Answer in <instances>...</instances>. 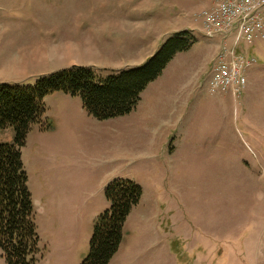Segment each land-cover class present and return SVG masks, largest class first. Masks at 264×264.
<instances>
[{"label":"rangeland","instance_id":"obj_1","mask_svg":"<svg viewBox=\"0 0 264 264\" xmlns=\"http://www.w3.org/2000/svg\"><path fill=\"white\" fill-rule=\"evenodd\" d=\"M140 1L139 7H130L142 9L143 16L132 18L147 19L146 28L149 22L155 26L166 21L167 32L177 30L164 35L159 48L176 34H190L187 50L173 57L175 65L189 69V78L181 72L173 77H180L181 88L185 81L188 90L202 95L195 105L199 111H188L185 121L173 120V84L160 76L147 85L132 112L106 120L90 117L78 96H46L41 123L30 129L20 149L38 237V264H82L94 225L109 209L104 190L114 180L131 181L142 194L125 219L119 248L108 264H264V38L237 49L255 60L246 70L239 99L231 93H211L213 68L226 45L202 34L201 13L214 0ZM128 3L0 0V27L6 28H0V78L39 75L44 59L49 61L42 71L50 73L13 82L32 88L57 72L51 71L58 65L57 47L51 42L42 50L20 52L23 44L37 43L23 40L24 26L31 27V34H45L47 28L59 32L60 40L71 24L91 28L92 8L98 14L102 9L122 10ZM85 41L78 42L88 49L81 59L97 62ZM65 48L63 66H68V59H79L73 55L78 49ZM15 58L25 59L24 69L33 66L30 73L11 65ZM94 72L97 80L108 76ZM14 142L13 129L0 128V145ZM0 264H6L1 250Z\"/></svg>","mask_w":264,"mask_h":264},{"label":"trees","instance_id":"obj_2","mask_svg":"<svg viewBox=\"0 0 264 264\" xmlns=\"http://www.w3.org/2000/svg\"><path fill=\"white\" fill-rule=\"evenodd\" d=\"M189 36L188 32L176 34L142 66L100 80L90 68L73 67L39 79L32 88L0 85V128H12L15 134L12 146L0 145V250L6 264H38V237L20 149L30 129L41 123L43 99L58 92L78 96L86 113L96 120L127 115L147 85L176 54L187 50ZM141 194V188L128 180H114L105 188L109 209L94 225L82 264L109 263L119 248L125 219Z\"/></svg>","mask_w":264,"mask_h":264},{"label":"crops","instance_id":"obj_3","mask_svg":"<svg viewBox=\"0 0 264 264\" xmlns=\"http://www.w3.org/2000/svg\"><path fill=\"white\" fill-rule=\"evenodd\" d=\"M125 2H129L128 3L129 7L132 4H136V5L141 4V1L138 2V0H125ZM128 5L125 8H121L122 10L102 9L98 12V14H96L95 8H92L91 28H89L88 30H84L85 27H87L84 24L81 23L76 25L71 24L70 26L64 28L65 34L64 37L60 40L59 38H57L56 40V35L59 32L55 33L47 28L45 34H43L45 30L44 31L41 30V34L39 31L37 32V34H33V33L31 34V32L28 31L31 29V27L24 26L21 32V36L25 37L23 40L29 41L30 38H33L34 40L37 41V43L23 44L22 47L20 48V52L21 49L24 52H26L28 48H30L29 50L31 52L42 50L44 48H47V46L51 42L52 45H55V47H57L56 53L58 54L54 59L55 63H57L58 65L53 67L51 71H57V72L72 67H85V68L93 69L94 71L97 72H102L107 75H111L125 69L127 70V69L138 68L143 64H145L148 61V59L158 50L160 44L162 43L163 37L166 38L176 33L177 30H171L167 32L168 29L165 30L164 28H170V23L168 24L166 21L164 23L155 22L154 23L155 26H151L153 25V23L151 24V22H149V26L148 28H146L147 19L141 20L142 17L132 18L137 14L143 16V14L140 13H143L144 11H142V9H138L139 5L137 8L136 7L129 8ZM158 10H162V9L159 8ZM146 13L147 12H145V14ZM95 17H99L100 19H94ZM131 26L133 27L131 34H126L128 28H130ZM135 27L138 29H134ZM57 28L62 29L63 26H57ZM1 29H6V28H1ZM184 30L194 31V28L185 27ZM7 31L9 32V29L6 30L5 32ZM161 31H163L164 34ZM81 32L82 35L80 34ZM1 35L4 34L1 33ZM84 37L86 38L85 42H89L90 44L89 47L92 49V58H94L95 56V58H97L96 59L97 62H94L95 59L92 60V62L81 59L83 57L81 56L83 55V51L88 50L86 47L79 45ZM53 38L55 39V41ZM7 43L9 45V40ZM65 47L67 48L77 47L78 50L73 55L81 59L82 61H78L79 59H68L69 65L63 66L64 65L63 63L65 61L63 57L64 56L63 54H65V49H66ZM41 54L47 55L46 52L43 53L42 51ZM48 61H49L48 59L47 60L44 59V61H42V64L43 63L48 64ZM50 62H52V60ZM173 62L174 59H172L167 64V66L164 68L158 79L161 80L162 78L166 77L164 79H169V81L172 82L173 84L172 90H174V94L172 96L173 98L172 107H171L172 111H174V113L172 114L174 118L172 119L173 120L182 119V121L184 119L185 121L186 113L188 111L190 112H192V110H196L197 112L199 111V108H197L195 105L198 101H202L203 97L200 93H194L191 90H188L187 89L188 86L185 85V81L182 84L183 88L179 86L180 84L178 83L181 82L180 77L174 78L173 74L180 72L184 73V78L188 80L189 73L186 72H188L189 69L187 70L186 66L178 67ZM39 63L41 64V61ZM26 64L27 62H25V59L22 60L21 58L20 59L15 58L14 62L11 65L19 66L23 70L24 69L23 65ZM42 64L41 67L39 68L41 69V73L39 75L19 74V75H13V77L12 76L1 77L0 83H3L4 85H8V86H25L26 83L17 84L20 82H13V80L16 79L19 81L24 78L25 79L32 78L33 80H35L39 76H45L46 74L50 73L49 70L44 72L42 71L44 69ZM32 67L27 68L25 66L24 70L30 73ZM33 82L34 81H31L30 83ZM180 113H184V116L180 117L179 116Z\"/></svg>","mask_w":264,"mask_h":264},{"label":"built area","instance_id":"obj_4","mask_svg":"<svg viewBox=\"0 0 264 264\" xmlns=\"http://www.w3.org/2000/svg\"><path fill=\"white\" fill-rule=\"evenodd\" d=\"M201 21L206 38H220L226 44L213 68L210 92L231 93L239 99L246 70L255 60L237 49L264 38V0H214L211 8L201 13Z\"/></svg>","mask_w":264,"mask_h":264}]
</instances>
